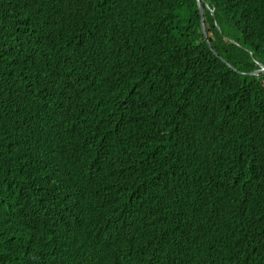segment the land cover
I'll return each instance as SVG.
<instances>
[{
  "label": "trees",
  "instance_id": "trees-1",
  "mask_svg": "<svg viewBox=\"0 0 264 264\" xmlns=\"http://www.w3.org/2000/svg\"><path fill=\"white\" fill-rule=\"evenodd\" d=\"M200 1L206 37L196 0H0V201L21 210L0 215V264L47 258L72 220L85 224L71 264H130L139 248L264 264V0ZM204 148L230 179L215 183L225 220L184 238L145 195L173 153ZM62 211L42 248L25 247ZM104 223L116 232L88 231Z\"/></svg>",
  "mask_w": 264,
  "mask_h": 264
},
{
  "label": "clouds",
  "instance_id": "clouds-1",
  "mask_svg": "<svg viewBox=\"0 0 264 264\" xmlns=\"http://www.w3.org/2000/svg\"><path fill=\"white\" fill-rule=\"evenodd\" d=\"M0 18L10 23L3 12H0ZM260 65L262 64L258 63L259 68ZM197 153L187 158L183 164H180L181 159L173 153L172 157L176 160V165L168 173L154 179V184L159 185L156 188H160L161 192L157 195L147 192L145 199L149 203V209L157 214L158 219L171 233L182 235L184 238L194 234H198L199 238L203 236L212 238L225 220L227 207V201H224L223 195L216 191L219 187L215 183L223 185L225 182H230V179L226 178L218 182L206 163V149H201ZM156 197L159 198L155 204L150 203ZM4 200L5 207L2 205L4 202L0 201V215L3 214L5 224H13L12 221L20 216L21 210L10 204L11 199L4 198ZM63 216L64 212L58 217L46 214L44 220L47 222H35L34 225L36 224L37 228L32 233V239L26 240L25 247L28 249L42 248L46 240V227L60 221ZM84 224V220H72L70 238H64L61 243L50 248L47 258L41 252L29 253L26 257V264H71L72 237L81 231ZM116 225L111 226L107 223L98 226L90 225L88 231L96 234L102 231L106 236H110L116 232ZM150 243L154 244L155 241L151 240ZM131 252L137 253L139 258L130 261V264H214L216 261L214 256L197 261L181 259L174 261L169 255L150 252L145 248Z\"/></svg>",
  "mask_w": 264,
  "mask_h": 264
},
{
  "label": "water",
  "instance_id": "water-1",
  "mask_svg": "<svg viewBox=\"0 0 264 264\" xmlns=\"http://www.w3.org/2000/svg\"><path fill=\"white\" fill-rule=\"evenodd\" d=\"M196 4L198 7V11L200 13L201 30H202L203 35L206 36L204 24H203V11H202V6H201V1L196 0ZM259 73H264V67L262 65H260V68L256 71H254L252 74L257 75Z\"/></svg>",
  "mask_w": 264,
  "mask_h": 264
}]
</instances>
